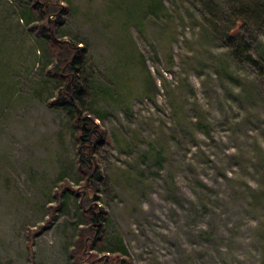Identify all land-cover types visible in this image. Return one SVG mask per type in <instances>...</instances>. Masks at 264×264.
I'll use <instances>...</instances> for the list:
<instances>
[{
    "label": "rangeland",
    "instance_id": "rangeland-1",
    "mask_svg": "<svg viewBox=\"0 0 264 264\" xmlns=\"http://www.w3.org/2000/svg\"><path fill=\"white\" fill-rule=\"evenodd\" d=\"M40 1L85 48L89 140L0 0V264H264V0Z\"/></svg>",
    "mask_w": 264,
    "mask_h": 264
},
{
    "label": "trees",
    "instance_id": "trees-1",
    "mask_svg": "<svg viewBox=\"0 0 264 264\" xmlns=\"http://www.w3.org/2000/svg\"><path fill=\"white\" fill-rule=\"evenodd\" d=\"M153 1L158 2L157 0H149L148 6L151 7V4L154 3ZM241 6H245V4ZM48 9L49 8L47 7V4L43 3L40 0H26V4L23 3L18 10V15L27 22L29 28H32L37 35L39 34L43 38L47 48L49 49L51 63L49 64V66L44 67V72L52 76L57 81V93L53 94L51 97H48L47 103L52 106H60L65 110L75 130L77 131L78 129L75 137L77 136L79 140H89L83 135L84 133H86L85 130L89 129L87 123H89L92 118L89 114L81 110V97L83 96V93L87 88V83L82 79L76 78L78 74L77 71L79 69L78 66L81 65V60L83 59L85 48L79 46L75 41L59 37V32L56 29H52L50 24L46 22V20L44 21V14L46 11H48ZM246 11L247 10H244L243 12ZM32 18H35L36 20H32L31 22ZM232 20L228 25V29L230 30V32L231 30H236L238 28V25L242 24L243 18L240 16L238 18V22L235 19L233 21ZM237 46H239V48L236 49L238 50L237 52L243 53L245 59L253 62L260 67V59L252 56V53L247 49L246 43H244L243 46ZM70 70L74 71V77L70 80L71 88L67 89L64 79L67 74L66 72ZM263 70L264 69L262 68L261 71ZM84 147L85 149H88V152L92 150L89 144H85ZM86 151L87 150L79 152L76 157L77 162L79 163V166L77 164V167L83 173V170L85 168H88L89 163H91V154L87 155V153H85ZM91 176L96 179L99 176V170L95 168ZM78 214L80 221L90 222L92 221V219H96V216H99L98 214L101 213L92 211V208L90 207H81ZM79 236H82V233H79ZM79 236L76 237V239H78ZM81 245L82 244H78L77 246H75L77 247L76 251H79L80 247L78 246Z\"/></svg>",
    "mask_w": 264,
    "mask_h": 264
},
{
    "label": "water",
    "instance_id": "water-1",
    "mask_svg": "<svg viewBox=\"0 0 264 264\" xmlns=\"http://www.w3.org/2000/svg\"><path fill=\"white\" fill-rule=\"evenodd\" d=\"M70 75H72V72L70 73ZM65 86L69 88L68 81L65 82Z\"/></svg>",
    "mask_w": 264,
    "mask_h": 264
}]
</instances>
